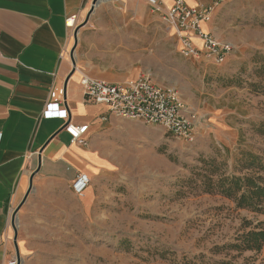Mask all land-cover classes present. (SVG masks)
<instances>
[{"label":"rangeland","instance_id":"rangeland-1","mask_svg":"<svg viewBox=\"0 0 264 264\" xmlns=\"http://www.w3.org/2000/svg\"><path fill=\"white\" fill-rule=\"evenodd\" d=\"M213 3L217 38L232 47L223 64L184 58L176 34L154 14L123 31L119 10L100 15L109 31L87 20L74 44L77 64L93 66L97 78L148 75L176 89L197 115L196 140L131 120L135 126L106 133L108 168L83 196L70 195L61 225L36 234L46 240L21 264H264V249H222L264 216L202 193L197 169L213 159L231 174L241 151L264 154V0Z\"/></svg>","mask_w":264,"mask_h":264},{"label":"crops","instance_id":"crops-1","mask_svg":"<svg viewBox=\"0 0 264 264\" xmlns=\"http://www.w3.org/2000/svg\"><path fill=\"white\" fill-rule=\"evenodd\" d=\"M185 1L190 6L211 2ZM112 9L119 10L121 31L143 26L152 14L145 0H0V264L15 256L22 262L36 242L46 240L36 234L61 225L77 175L91 179L109 166L101 149L106 133L135 126L105 106L85 102L81 77L106 79L75 59L79 31L91 18L112 30L111 21L99 19ZM73 17L71 28L67 21ZM215 19L203 30L217 38ZM51 102L63 104L72 124L88 126L84 144L65 132L66 120L44 117Z\"/></svg>","mask_w":264,"mask_h":264},{"label":"built area","instance_id":"built-area-1","mask_svg":"<svg viewBox=\"0 0 264 264\" xmlns=\"http://www.w3.org/2000/svg\"><path fill=\"white\" fill-rule=\"evenodd\" d=\"M152 14L157 15L173 30L178 38L180 54L186 59L204 57L217 64L226 62L232 53L230 44L221 42L212 33L203 30V25L212 21L217 3L190 6L185 0H145ZM67 25H75L70 18ZM86 103L105 106L118 118L162 127L167 133L187 143L196 140L197 115L190 110L179 92L154 82L148 75L121 83L91 78L83 75L80 80ZM62 103H48L44 117L66 120L64 130L73 142L84 144L83 136L88 126H77L68 121L67 110ZM2 134L0 133V144ZM88 174L80 173L72 184L73 194L79 196L90 186ZM11 225L14 222L11 219ZM9 264H19L15 256Z\"/></svg>","mask_w":264,"mask_h":264},{"label":"trees","instance_id":"trees-1","mask_svg":"<svg viewBox=\"0 0 264 264\" xmlns=\"http://www.w3.org/2000/svg\"><path fill=\"white\" fill-rule=\"evenodd\" d=\"M264 134L263 128L258 131ZM204 174L198 188L205 194H217L231 200L237 209H246L264 216V154L241 151L236 157L232 173L228 174L224 163L202 160ZM240 254L251 251L260 253L264 249V222L237 236L233 243L222 248Z\"/></svg>","mask_w":264,"mask_h":264},{"label":"water","instance_id":"water-1","mask_svg":"<svg viewBox=\"0 0 264 264\" xmlns=\"http://www.w3.org/2000/svg\"><path fill=\"white\" fill-rule=\"evenodd\" d=\"M98 3H99V1H97L94 5H97ZM15 215H16V214H14L13 217H12L13 222H14V219H15ZM16 239H17V238H16ZM16 239H15V245H16V250H17V252H18ZM19 264H21V259H20V258H19Z\"/></svg>","mask_w":264,"mask_h":264},{"label":"bare ground","instance_id":"bare-ground-1","mask_svg":"<svg viewBox=\"0 0 264 264\" xmlns=\"http://www.w3.org/2000/svg\"><path fill=\"white\" fill-rule=\"evenodd\" d=\"M76 55V54H75ZM18 226V225H17ZM22 263V262H21Z\"/></svg>","mask_w":264,"mask_h":264}]
</instances>
